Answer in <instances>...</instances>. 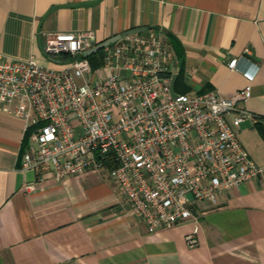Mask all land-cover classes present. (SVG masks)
I'll use <instances>...</instances> for the list:
<instances>
[{"label": "crops", "instance_id": "1", "mask_svg": "<svg viewBox=\"0 0 264 264\" xmlns=\"http://www.w3.org/2000/svg\"><path fill=\"white\" fill-rule=\"evenodd\" d=\"M138 27L170 45L176 93L250 87L238 103L256 121L228 122L264 168V0H0V54L49 69L69 61L44 53L49 35L91 32L98 44ZM27 126L0 112V264H264V174L197 203L196 222L149 232L106 172L57 181L47 166L23 169Z\"/></svg>", "mask_w": 264, "mask_h": 264}, {"label": "built area", "instance_id": "2", "mask_svg": "<svg viewBox=\"0 0 264 264\" xmlns=\"http://www.w3.org/2000/svg\"><path fill=\"white\" fill-rule=\"evenodd\" d=\"M95 45L91 32L49 35L44 53L70 59L56 70L0 54V112L32 129L23 169L47 166L57 181L106 172L149 232L196 222L197 203L216 206L222 193L264 174L228 122L232 114L237 125L256 121L238 103L250 97L249 86L236 98L173 97L171 48L162 37H121L92 69L82 53ZM241 59L228 68L238 70ZM187 242L194 245V235Z\"/></svg>", "mask_w": 264, "mask_h": 264}, {"label": "water", "instance_id": "3", "mask_svg": "<svg viewBox=\"0 0 264 264\" xmlns=\"http://www.w3.org/2000/svg\"><path fill=\"white\" fill-rule=\"evenodd\" d=\"M147 29H156V27H148ZM145 30V27H138L136 29H133V30H130V31H127L125 33H122V34H119V35H115L103 42H100L98 44H96L95 46H93L92 48L84 51L82 53V56L84 58H87L91 55H93L94 53H97L98 51H101L103 50L104 48H106L107 46H109L110 44L114 43L115 41L119 40L121 37H124V36H127L129 34H132V33H136V32H141ZM175 79H176V75H173L172 76V79H171V84H170V91H171V95L174 97L176 96V92L174 91V83H175ZM188 197H190V195H188Z\"/></svg>", "mask_w": 264, "mask_h": 264}, {"label": "trees", "instance_id": "4", "mask_svg": "<svg viewBox=\"0 0 264 264\" xmlns=\"http://www.w3.org/2000/svg\"><path fill=\"white\" fill-rule=\"evenodd\" d=\"M103 53L104 49L101 51H98L97 53H94L93 55L87 57V60L89 61L92 69H96L98 67H101L103 65ZM70 60V59H68Z\"/></svg>", "mask_w": 264, "mask_h": 264}]
</instances>
